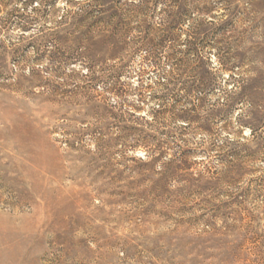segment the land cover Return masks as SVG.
<instances>
[{"label":"rangeland","instance_id":"rangeland-1","mask_svg":"<svg viewBox=\"0 0 264 264\" xmlns=\"http://www.w3.org/2000/svg\"><path fill=\"white\" fill-rule=\"evenodd\" d=\"M0 264H264V0H0Z\"/></svg>","mask_w":264,"mask_h":264}]
</instances>
